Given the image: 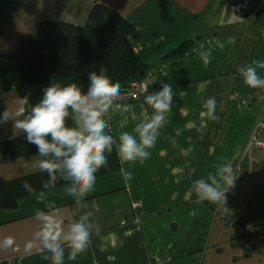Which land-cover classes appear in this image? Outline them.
<instances>
[{"label":"crops","instance_id":"0c3cea01","mask_svg":"<svg viewBox=\"0 0 264 264\" xmlns=\"http://www.w3.org/2000/svg\"><path fill=\"white\" fill-rule=\"evenodd\" d=\"M96 3L134 25L130 42L149 66L146 92L129 102L135 119L124 130L143 117L144 96L159 90L161 82L169 83L176 95L151 157L142 165H125L133 178L125 182L119 169L97 175L82 211L93 213L101 235H93L88 250L66 264H264L263 253L231 242L236 229L229 223L247 218L264 228V147L245 152L264 113V91L247 87L238 72L252 59L264 60V11L237 18L228 0H0V53L9 54L34 37L44 21L84 25ZM229 37L235 44H227ZM187 39L195 41L190 50L165 56ZM215 39L225 47L214 46L205 67L193 49L200 43L207 48V41ZM210 96L217 102L216 121L207 119L202 106V98ZM18 97L16 90L0 88L5 107ZM119 119L110 118L114 136L121 131ZM35 153L24 135L13 137L11 122L0 125V178L39 173L31 166ZM221 162L230 163L238 176L227 193L231 214L226 215L198 200L190 188ZM45 191L65 216L76 211L62 185ZM36 209L44 205L34 194L20 197L15 208L0 207V242L14 238L11 248L0 246V264H48L38 252L25 250L37 230Z\"/></svg>","mask_w":264,"mask_h":264},{"label":"clouds","instance_id":"9594fccd","mask_svg":"<svg viewBox=\"0 0 264 264\" xmlns=\"http://www.w3.org/2000/svg\"><path fill=\"white\" fill-rule=\"evenodd\" d=\"M227 44H235L229 37ZM199 44L193 49L207 67L212 60L214 46L223 49L225 42L220 39ZM264 60L252 59L238 68L243 83L251 89L264 91ZM86 89L76 82L62 85L53 81L42 90V96L35 104L29 96L18 97L0 112V125L11 122L12 135H24L26 141L36 148L31 157L33 171L46 173L48 179L43 189L55 188L63 181V192L74 202L76 211L71 217L65 216L55 202L48 199L46 191L36 193L25 181L23 187L35 195L37 203L44 209L35 210L37 230L25 244L26 251H36L48 264H66L75 261L91 245L93 235L100 236L101 228L92 219L87 197L95 190L97 173L108 166V158L116 152L119 172L125 182L133 178L125 165L143 164L148 160L161 130L168 123L172 112L175 92L169 83L161 82L159 90L148 92L141 104L144 115L136 121L131 130L127 128L129 119H135V106L123 102L121 84L114 82L101 68L87 75ZM208 120H219L216 114V98H202ZM120 117L121 131L112 135L110 118ZM176 135L182 130L177 128ZM223 160V158H221ZM206 177L195 179L191 191L200 201L216 206L221 214H231L227 207V193L235 187L238 178L233 166L227 162L217 163ZM14 238L5 237L0 246L11 248Z\"/></svg>","mask_w":264,"mask_h":264},{"label":"trees","instance_id":"16d2710c","mask_svg":"<svg viewBox=\"0 0 264 264\" xmlns=\"http://www.w3.org/2000/svg\"><path fill=\"white\" fill-rule=\"evenodd\" d=\"M228 3L241 19L261 16L264 11L260 0H228ZM134 29L120 13L101 3L93 6L84 25L44 21L34 37L21 42L9 54L0 53V88L5 92L16 90L20 97L27 95L35 104L41 98L42 90L53 81L62 85L76 82L86 89L88 73L99 72L101 68L120 84L144 81L149 66L132 47L129 37ZM194 44L193 39L184 40L165 56L181 55ZM4 107V101L0 100V112ZM119 168V160L113 151L108 166L97 175ZM47 179V174L40 172L10 181L0 178V207L15 208L20 197L30 194L23 187L25 181L37 193L45 191L42 184ZM63 183L59 181L56 187ZM245 223L260 226L247 218L237 219L233 225L241 232Z\"/></svg>","mask_w":264,"mask_h":264},{"label":"built area","instance_id":"2783aa9c","mask_svg":"<svg viewBox=\"0 0 264 264\" xmlns=\"http://www.w3.org/2000/svg\"><path fill=\"white\" fill-rule=\"evenodd\" d=\"M123 102L129 103L139 99L146 92L144 81H130L121 84ZM111 121V120H110ZM264 147V113L255 125L245 152L250 153L254 149ZM235 219H230L229 223L234 224ZM234 245L242 247L245 251H255L264 254V228L252 223H245L241 232H235L232 241ZM1 262V261H0Z\"/></svg>","mask_w":264,"mask_h":264}]
</instances>
